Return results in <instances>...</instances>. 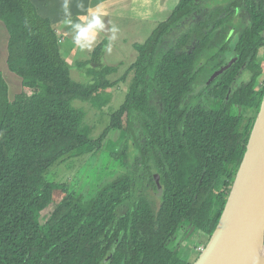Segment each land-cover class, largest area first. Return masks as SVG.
Listing matches in <instances>:
<instances>
[{
	"label": "trees",
	"instance_id": "trees-1",
	"mask_svg": "<svg viewBox=\"0 0 264 264\" xmlns=\"http://www.w3.org/2000/svg\"><path fill=\"white\" fill-rule=\"evenodd\" d=\"M193 4L179 0L134 44L135 60L115 80L108 75L120 63L101 61L102 39L79 61L92 77L82 83L71 78L60 53L62 35L49 18L31 0H0L7 68L22 87L11 99L0 72V264H192L197 258L200 252L184 259L168 242L186 222L205 235V246L223 210L264 92V79L255 86L263 70L264 0L239 3L249 24L235 44L236 58L202 86L222 101L215 108L202 103L203 91H194L205 63L217 70L227 63L223 23L230 12L223 6L208 14ZM193 11L197 22L174 38ZM191 37L195 45L183 49ZM242 69L249 79L228 95ZM127 78L124 101L90 138L81 129L84 112L72 100L103 107L109 96L101 92ZM110 130L129 134L137 149L127 173L81 193L45 178L53 164L100 147ZM148 187L159 192L156 207Z\"/></svg>",
	"mask_w": 264,
	"mask_h": 264
},
{
	"label": "rangeland",
	"instance_id": "rangeland-1",
	"mask_svg": "<svg viewBox=\"0 0 264 264\" xmlns=\"http://www.w3.org/2000/svg\"><path fill=\"white\" fill-rule=\"evenodd\" d=\"M71 2L72 0H69V3ZM178 2L179 0H132L130 3L134 4H128L126 8H122L120 11L106 8L103 9L104 14L101 11L103 8L101 5V8L98 10L101 14L105 15V20L103 21L105 28H107L110 22L111 27L109 31H111V28L114 25L119 29V32L116 34L117 38L114 41L110 40V35L106 34L107 32L102 33V37H100V39H106L107 44L101 57V61L108 65H114L119 62L126 64L125 66L123 65V67L118 66L115 73L108 75L109 78H112L111 80L118 78L123 72V69L133 60L131 57L135 55V48H133L134 44L142 43L145 39H147L153 31V28L158 25V22L160 23L165 20ZM226 2H228V0H194L193 5L209 14L211 11L225 6ZM136 7H140L142 13H138L136 11ZM149 8L153 10L152 16L146 15L145 13L146 10H149ZM237 12H239L240 15L234 16L230 19V21L224 23L228 29L231 26L235 27L234 29L231 28L228 32L229 39L227 48L225 53L222 55L223 58L226 59V65L236 58V51L234 50L235 44L242 30L245 26H247V24H249V18L246 10L241 7L237 9ZM198 16V12L193 11L190 15L183 18L180 21L181 25L175 28L174 38L185 34L187 30L197 22ZM126 21L129 22V24H132L135 29H139V32L131 33L127 31V25L124 23ZM145 21L147 22L144 24ZM123 23L126 25L125 27L123 26ZM145 31L147 34H145ZM195 43V38L191 37L188 39L186 44H184L183 49L189 50L195 45ZM211 52L212 51H210V53ZM60 53L64 56V52L61 51V48ZM70 55V61L72 60V62L68 63L70 64L69 70L71 78L76 82H90L92 77L87 71L88 65H82L79 62L85 60L81 57L85 56V54L78 53L76 56H72V54ZM6 56L7 31L0 21V72L8 84V96L12 99V97H14L22 89L20 83L21 78L15 73L9 71L7 68ZM73 59H76L75 63ZM213 65V62L205 63L203 65L196 81L198 84L196 85V88L195 85H193V89L195 88L194 94H196V90L198 89L203 91L204 97L201 98L202 103H207V106L215 108L218 107L222 101L214 100L212 98L209 99L211 95L208 88H206L207 92L204 88H202L204 84H207V86L211 85V81H209V79L210 77L213 79L215 77V73L218 71L216 68L211 69ZM262 67V73L258 76L255 85L257 88L260 87L264 79V53ZM201 76L206 78L209 77L204 84L199 83ZM128 78L101 92L102 98L109 96V101L103 107L93 105L89 100L79 98L72 100V106L79 108L84 112L81 129L85 131L90 138L95 139L99 136L101 131L108 125L111 113L124 101V97L129 86ZM247 79H249V73L242 69L232 83L228 95L233 92L232 89H235L236 86L240 87L243 81L245 82ZM123 134L124 133L121 130H110L102 141L100 147L81 155L70 156L61 162L53 164L45 172V178L49 181L58 183L60 188L62 187V184H65L67 185L66 187L68 190L73 189L78 193H81L86 189V187L94 189L95 186L120 176L126 171L128 172L130 169L128 166L133 162L137 149L134 147L133 150L131 137L129 139L125 138V136L129 134H124V137L122 136ZM130 136L134 137L131 134ZM159 188L160 187H158V189ZM146 194L152 199L153 207H156L159 202V192H156L154 189L148 187L146 189ZM60 195L61 193H58L56 194V197H59ZM53 205L54 204L51 203L42 212V215L47 214ZM205 238L206 237L203 233L197 231V229H195L191 224H187L185 222L183 227L178 229L173 238L168 242V245L182 251L181 254L184 259L194 260L198 254L197 252H200V248L204 247Z\"/></svg>",
	"mask_w": 264,
	"mask_h": 264
},
{
	"label": "water",
	"instance_id": "water-1",
	"mask_svg": "<svg viewBox=\"0 0 264 264\" xmlns=\"http://www.w3.org/2000/svg\"><path fill=\"white\" fill-rule=\"evenodd\" d=\"M234 59L219 69H227ZM212 78L210 77L209 81ZM154 179L159 187L158 175ZM264 92L215 229L192 264H264Z\"/></svg>",
	"mask_w": 264,
	"mask_h": 264
},
{
	"label": "crops",
	"instance_id": "crops-1",
	"mask_svg": "<svg viewBox=\"0 0 264 264\" xmlns=\"http://www.w3.org/2000/svg\"><path fill=\"white\" fill-rule=\"evenodd\" d=\"M31 1L36 6L37 12L41 16L49 18V20L51 21L52 27L56 31L61 33L62 39L60 41L61 42L60 48H61V51L64 52V56L63 57L67 60V62H69V63L72 62V60L70 61V59H71L70 58V56H71L70 54H72V56H76L78 53L79 54L84 53L85 56H81V57H83L82 59H88L90 57V53H91L93 48L91 50H88V49L81 50V49H79L73 43L74 32L70 29L69 26L64 25L62 23V21L64 19V12H63V9L61 7V5L63 4V0H31ZM130 1H132V0H72V2L69 3L70 11H71V14H72L71 15V19L74 22H83V18L85 16H88L91 11H96V10L100 9L101 5L103 6V8L101 10L102 13L104 11L103 9H105V8L106 9H113V10L120 11L122 8H126L128 6V4H134V3H130ZM78 4H82L83 8L77 7ZM136 11L138 13H142V10L140 9V7H136ZM145 13H146V15L152 16L153 15V10L151 8H149V10H146ZM103 14L101 15V17H102V20L104 21L105 20V18H104L105 15H103ZM141 22H142V20H141ZM146 22L147 21H145L144 24ZM124 23L127 25V31H129L131 33H138L139 32V29H135V27L132 26V24H129V22L126 21ZM124 23H123V26L125 27L126 25ZM142 24H143V22H142ZM110 27H111V23L109 22L107 28H104L103 31H101V32H99L97 34V38H96V41H95L93 47L97 43H99L101 41L100 37H102V33L103 32H107L106 34L110 35V37H111L112 33H111V31H109ZM145 34H147L146 31H145ZM132 46H133V44H132ZM84 51H86V52H84ZM136 55H137V52L135 50V55L133 57H131L133 59L131 62H133L135 60ZM73 61L75 63L76 59H73ZM119 63H120L119 66H121V67H123V65L124 66L126 65V64H122L121 62H119ZM125 68L123 69V71L125 70ZM110 79H112V78H110Z\"/></svg>",
	"mask_w": 264,
	"mask_h": 264
},
{
	"label": "clouds",
	"instance_id": "clouds-1",
	"mask_svg": "<svg viewBox=\"0 0 264 264\" xmlns=\"http://www.w3.org/2000/svg\"><path fill=\"white\" fill-rule=\"evenodd\" d=\"M61 7L64 12V19L62 23L69 26L70 29L74 32L73 43L81 50H91L96 41L97 34L103 31L105 28V24L101 18V12L99 10L91 11L88 16H85L83 18V22H74L71 19L72 14L69 7V0H63V4L61 5ZM77 7L83 8V5L78 4ZM118 32L119 29L114 25L111 28V41H114L117 38L116 34ZM256 259L257 264H259V258Z\"/></svg>",
	"mask_w": 264,
	"mask_h": 264
},
{
	"label": "flooded vegetation",
	"instance_id": "flooded-vegetation-1",
	"mask_svg": "<svg viewBox=\"0 0 264 264\" xmlns=\"http://www.w3.org/2000/svg\"><path fill=\"white\" fill-rule=\"evenodd\" d=\"M244 0H228V2H226L225 4V6L224 7H226L227 9H228V11L230 12V16H229V21H230V19L231 18H233L234 16H237V15H240L239 14V12H237V9H239V8H241L242 6H240L239 5V3H241V2H243ZM244 5V4H243ZM223 26H225L226 27V25L223 23ZM231 28H235V27H233V26H231L229 29L226 27V29H228V31L231 29ZM220 30V28H217V32ZM216 32V31H215ZM216 32V33H217ZM262 58H263V55H262ZM210 62V61H209ZM262 62H263V60H262ZM208 78L209 77H207V78H205L204 79V82L202 83V84H204L205 82H206V80H208ZM207 92V91H206ZM211 95V94H210ZM212 98V95H211V97L209 98V99H211ZM199 100V99H198Z\"/></svg>",
	"mask_w": 264,
	"mask_h": 264
},
{
	"label": "bare ground",
	"instance_id": "bare-ground-1",
	"mask_svg": "<svg viewBox=\"0 0 264 264\" xmlns=\"http://www.w3.org/2000/svg\"><path fill=\"white\" fill-rule=\"evenodd\" d=\"M260 258H262V262H264V248H263V250H262V252L260 254Z\"/></svg>",
	"mask_w": 264,
	"mask_h": 264
},
{
	"label": "built area",
	"instance_id": "built-area-1",
	"mask_svg": "<svg viewBox=\"0 0 264 264\" xmlns=\"http://www.w3.org/2000/svg\"><path fill=\"white\" fill-rule=\"evenodd\" d=\"M202 248H200V250H201Z\"/></svg>",
	"mask_w": 264,
	"mask_h": 264
}]
</instances>
